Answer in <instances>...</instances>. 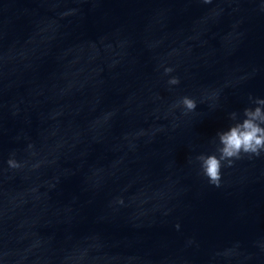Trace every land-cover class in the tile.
Here are the masks:
<instances>
[{
	"label": "water",
	"instance_id": "1",
	"mask_svg": "<svg viewBox=\"0 0 264 264\" xmlns=\"http://www.w3.org/2000/svg\"><path fill=\"white\" fill-rule=\"evenodd\" d=\"M249 97L264 0H0V264H264V153L196 159Z\"/></svg>",
	"mask_w": 264,
	"mask_h": 264
},
{
	"label": "clouds",
	"instance_id": "2",
	"mask_svg": "<svg viewBox=\"0 0 264 264\" xmlns=\"http://www.w3.org/2000/svg\"><path fill=\"white\" fill-rule=\"evenodd\" d=\"M172 71L171 68L164 69L165 75ZM179 82L178 78L172 77L168 84L174 86ZM249 99L252 100V97ZM252 102L256 107L245 108L242 113L243 119L238 120L236 112L230 114L229 119L235 123L227 130L217 132L218 146L215 152L196 157L201 173L210 185L220 187L222 167H232L234 161L241 159L244 155L251 158L259 157L261 153H264V99L257 98ZM177 106L182 107L186 112H193L197 108V103L190 97H182ZM7 163L11 168L19 167L13 159H9ZM176 228L179 230L178 224Z\"/></svg>",
	"mask_w": 264,
	"mask_h": 264
}]
</instances>
